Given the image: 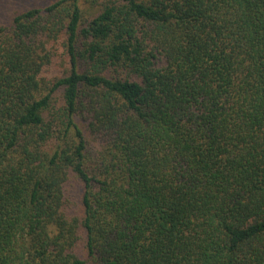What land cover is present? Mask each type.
<instances>
[{"label":"trees","instance_id":"obj_1","mask_svg":"<svg viewBox=\"0 0 264 264\" xmlns=\"http://www.w3.org/2000/svg\"><path fill=\"white\" fill-rule=\"evenodd\" d=\"M85 1L0 24V264H264V0Z\"/></svg>","mask_w":264,"mask_h":264},{"label":"rangeland","instance_id":"obj_2","mask_svg":"<svg viewBox=\"0 0 264 264\" xmlns=\"http://www.w3.org/2000/svg\"><path fill=\"white\" fill-rule=\"evenodd\" d=\"M53 0H0V24H8L14 12H19L33 6H42ZM82 7L88 11L93 9L87 1L81 0Z\"/></svg>","mask_w":264,"mask_h":264}]
</instances>
